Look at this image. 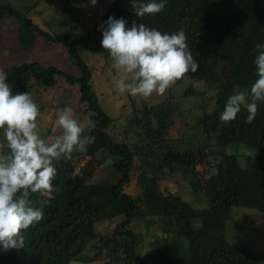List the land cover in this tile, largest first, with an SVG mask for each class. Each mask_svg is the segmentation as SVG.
<instances>
[{
	"label": "trees",
	"instance_id": "obj_1",
	"mask_svg": "<svg viewBox=\"0 0 264 264\" xmlns=\"http://www.w3.org/2000/svg\"><path fill=\"white\" fill-rule=\"evenodd\" d=\"M22 1L0 0V27L10 25L6 17L12 15L13 22L21 21L22 31L62 44L76 72L22 62L5 72L6 82L15 89L13 95L26 92L30 81L38 80L72 100L70 106L76 105L74 101L82 102L74 117L79 122L90 118L95 127L100 122L96 134L111 146L107 155L121 160L115 164L116 183L93 182L85 164L80 167L74 164L80 152H74L71 159L54 162L57 175L50 198L40 197L39 193L31 195L34 206L43 207V219L23 233L24 248L0 251V264H90L97 259L103 260L98 264H138L147 259L154 264H175L169 255L155 248L146 258L140 254L144 234L133 229L132 223L146 217H152L171 237L186 239L189 264H264V248L256 249L240 236L228 237L226 233L233 206L264 212V103L258 105L251 123L246 122L247 112L243 110L227 125L219 118L234 85L242 89L250 87L257 78L255 46L264 44V0H167L163 11L141 19L133 14L131 0H110L102 14L97 10L98 18L92 28L89 20L87 25L71 11L70 18L83 27L77 30L75 24L62 19L64 29L49 33L30 21L21 20L23 13L18 11L16 3ZM76 1L80 5L90 4ZM69 2L64 0L63 5ZM109 16L123 17L126 27L136 21L168 34L183 28L199 68L175 85L190 78L202 82L203 90L191 83L175 92L173 85L169 88L170 94L158 102L121 95L114 89L110 96L122 101L120 107L117 110L105 105L103 92L114 70L108 52L101 47L103 37L99 29ZM94 17L95 13L90 16ZM89 56L104 63L89 64L85 60ZM214 89L213 103L205 102L204 98ZM173 94L184 102L209 107L198 125L207 135L206 140L212 137L217 148L209 149L207 142L199 150H173L167 146L163 134L156 129L165 122L173 123V115L183 107L172 100ZM56 118L53 111L50 126H54ZM42 122L37 121L38 130L43 129ZM41 135L46 138L47 133L43 131ZM123 135L131 142L121 143L119 136ZM229 144H244L257 150L251 172L240 166L234 154H221ZM214 161L218 171L212 174ZM199 164L201 167L197 169ZM176 168L189 173L192 189L203 191L208 203L205 208L192 207L178 194L158 191L159 181ZM131 176L135 177L139 190L136 195L123 190ZM105 220L112 221L111 230L104 234L96 232L95 224Z\"/></svg>",
	"mask_w": 264,
	"mask_h": 264
},
{
	"label": "clouds",
	"instance_id": "obj_2",
	"mask_svg": "<svg viewBox=\"0 0 264 264\" xmlns=\"http://www.w3.org/2000/svg\"><path fill=\"white\" fill-rule=\"evenodd\" d=\"M90 3L95 6L97 0H90ZM166 3L167 0H150L147 3L131 0V9L133 14L141 19L146 15L160 13ZM64 7L66 5H63ZM46 17L49 24V15ZM21 20L35 24L27 17ZM82 22L88 25L87 20L82 19ZM126 24L127 21L123 17L117 19L109 16L99 29L103 37L100 41L101 47L108 52L114 70L113 78L109 77L105 86L108 100L113 99L110 93L114 89L121 95L128 94L144 99L153 95L163 96L177 81L185 78L186 74L197 72L199 63L186 42L183 28L168 34L156 28H149L144 23L137 24L136 21L132 22L131 27H126ZM80 25L79 23V28ZM40 29L47 33L52 32L50 29ZM35 36L51 41L42 35ZM255 47L257 52L254 64L257 78L250 87L242 89L239 85H234L233 94L228 97L219 117L226 125L235 121L237 114L242 110L247 112L246 122L251 123L257 115L258 105L264 103V44L258 43ZM37 63L41 67L49 66ZM13 68L3 69L0 65V251L4 252L24 248L23 233L43 219V207H35L31 195L39 193L40 197L50 198L54 191L53 181L57 175L54 162L71 159L74 152H80L78 156L89 160L85 165L88 174H92L93 182L116 183L118 180L94 181V174L99 169L92 164L104 168L111 166L116 170L115 164L121 160L120 157L119 161L113 160L107 155L111 146L96 134L97 128L101 126L100 122L95 127L90 118L79 122L74 117L77 109L82 107V102L74 101L76 105L73 107L69 105L72 100L63 96L61 105L64 108L57 114L52 127L50 125L53 123V115L49 117V100L43 101L41 95L37 96L33 92L41 86L49 88V85L31 80L30 85L36 82L39 87L29 89V86L26 92L13 95L15 89L11 83L6 82L5 73ZM203 87L202 83V90ZM174 116L175 114L173 118ZM38 120L44 121L43 129L38 130ZM172 125L173 123L165 122L156 130L165 138ZM54 128H58L56 135L53 133ZM43 131L47 133L46 138L41 135ZM119 140L121 143L131 142L124 135L119 136ZM252 154L249 152V155ZM216 163L212 162V174L218 171ZM178 170L184 171L176 168L171 175L160 180L159 184L161 181H169ZM126 186L127 184L125 190Z\"/></svg>",
	"mask_w": 264,
	"mask_h": 264
},
{
	"label": "rangeland",
	"instance_id": "obj_3",
	"mask_svg": "<svg viewBox=\"0 0 264 264\" xmlns=\"http://www.w3.org/2000/svg\"><path fill=\"white\" fill-rule=\"evenodd\" d=\"M14 0H12L13 2ZM23 0L21 4H17L18 11L23 13L22 18H29L40 28L45 30H53L55 32H60L64 29V24L62 19H65L72 24H75V29L79 28L78 22L70 18L69 14L71 11L76 13L80 19L89 20L91 22L90 27L94 26L97 20V10L102 14L107 4L110 0H97L95 6H92L89 0L87 3L80 5L81 2L76 0H69L70 2L66 7L63 8L64 0ZM103 1V2H102ZM38 3V4H37ZM39 12V13H38ZM96 15L94 18H90L92 15ZM49 15V24H47V17ZM86 16L87 18H84ZM7 22L10 25H5L0 27V65L2 68H13L20 64L22 61H37L41 64H49L66 70L68 72H76L75 68L71 66L67 59L66 48L62 44H55L51 41H45L42 38L36 37L32 32L28 30H21L20 23L13 22V16L6 17ZM81 27L82 24L80 25ZM85 60L89 64L100 65L104 62L95 57H87ZM1 71V70H0ZM197 84V89H202L201 82H194L190 78H186L182 82L173 86L172 91L179 92L184 87L190 84ZM39 84L34 82L30 85L29 89L38 88ZM62 89V87H61ZM215 91H209V95L204 98L205 102L213 103V95ZM33 92L41 97V100H49V117L53 115V111L56 115L62 109H55L54 106L63 107L61 105L63 95L53 87H42L40 89H35ZM42 93V94H41ZM103 94L106 96L105 105L117 109L120 107L122 101H115L117 105L114 104V100L110 98L107 89L105 87ZM169 89L163 96L153 95L151 98L146 99L147 101H159L167 95H169ZM172 94V93H171ZM172 96V100H177L180 107L179 111L175 114L173 118V125L169 128V132L165 135L167 146L173 148L174 150H199L204 146L203 144L207 142L209 149H215L217 146L212 137L207 138V135L203 129L198 125L199 119L202 117L204 110H209L206 105L201 106L198 103H189L179 100L176 95ZM102 99L103 96L101 95ZM203 105V102H202ZM54 108V109H53ZM105 109V107H104ZM106 110V109H105ZM183 112H187L183 115ZM58 128H54L53 133L56 135ZM177 139V140H174ZM252 152V155H249ZM221 154H234L240 163V166L248 171H252L254 167V156L257 154V150L254 147L247 146L244 144H229L224 146ZM218 156H221L220 154ZM214 157H216L214 155ZM76 166H82L88 159H84V156H78L74 160ZM92 164V163H91ZM96 170L94 174V181L103 182H115L118 179V173L113 167H98L92 164ZM201 165V164H200ZM197 166V169L200 168ZM133 173L135 171L133 170ZM191 177L189 173L182 172L180 170L176 171L169 181H161L159 184L158 191L162 194L174 193L178 194L179 197L186 203L190 204L194 208H205L208 203L205 200L204 193L201 189L194 190L190 186ZM123 190L132 195H136L139 190L136 185V179L131 176L130 181ZM231 224L226 229L228 237L233 235L240 236L246 240L250 245L256 249L264 248V212L243 207H233L231 210ZM116 222V219L112 220ZM112 221L105 220L102 222H97L95 224V230L98 233L104 234L111 230ZM152 221V222H149ZM152 217H146L139 219L132 223V228L142 232L144 235V244L141 250V255L145 258L147 255H151L153 249L162 252L163 254L169 255L175 262V264H189L190 253L186 249L187 241L183 237H171L170 234L163 232L159 225L153 222ZM87 252H93V250L87 249ZM102 257V256H101ZM103 260H94L90 264L102 263ZM73 264H83L81 262H74ZM138 264H154L150 259L140 260Z\"/></svg>",
	"mask_w": 264,
	"mask_h": 264
}]
</instances>
